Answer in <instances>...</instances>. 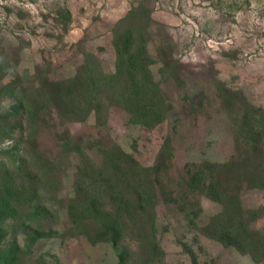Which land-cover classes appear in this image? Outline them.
I'll use <instances>...</instances> for the list:
<instances>
[{"label": "rangeland", "instance_id": "1", "mask_svg": "<svg viewBox=\"0 0 264 264\" xmlns=\"http://www.w3.org/2000/svg\"><path fill=\"white\" fill-rule=\"evenodd\" d=\"M141 5L151 13L149 52L156 60L154 76L171 103L168 119L146 128L113 105L105 125L98 123L95 113L69 124L54 117L38 132L36 145L55 151L59 138L70 135L83 141L85 153L98 166H104L107 150L114 147L134 154L144 165H153L170 138L173 152L161 179L177 186L182 174H187L182 171L186 163H224L235 154L227 110L228 104L236 102L229 95L231 89L264 107V0H0V65L6 70L0 87L17 76L32 83L38 65L52 80H63L76 73L90 52L106 72H115L113 29ZM165 60L177 62L172 65L177 66L178 79L163 80ZM0 99L3 110L15 101L10 96L0 95ZM79 163L80 156L74 153L64 162L66 175L60 183L49 186L55 215L48 221L54 232L32 245L27 264L41 259L48 264L119 263L123 242L117 249L109 241L90 239L71 218L67 204L75 192ZM228 176L229 186H236L233 174ZM250 181L245 178L242 202L245 208L257 210L259 217L252 225L264 234V187ZM167 198L159 197L156 228L146 223V234H131L146 241L155 236L165 252L156 264H264V259L256 262L201 231L222 210L218 201L196 193L187 195L184 204L176 203L174 195ZM12 225L6 222L9 239L17 228ZM18 239L26 243L24 234ZM136 241H131L129 264H152L147 250Z\"/></svg>", "mask_w": 264, "mask_h": 264}, {"label": "trees", "instance_id": "2", "mask_svg": "<svg viewBox=\"0 0 264 264\" xmlns=\"http://www.w3.org/2000/svg\"><path fill=\"white\" fill-rule=\"evenodd\" d=\"M150 16L146 6L134 7L113 29L115 72H106L90 52L76 73L63 80H52L38 65L32 83L17 76L0 87L1 96L15 99L8 110L0 104V264H27L25 258L32 245L54 232L48 221L55 215L49 186L60 183L66 175L64 162L74 153L79 154L80 163L76 165L75 192L67 204L71 218L90 239L109 241L117 249L123 242L118 264H129L131 241L137 238L136 245L147 250L146 258L152 264L157 263V257L164 259L165 252L155 236L146 241L131 234H146V223L156 228L160 196L170 200L174 195L176 203L184 204L191 193L222 205V210L200 228L204 234L251 255L256 262L264 259V234L252 225L259 215L257 210L245 208L240 194L245 178L264 187V107L253 104L240 91L230 90L236 102L227 107L235 154L224 163H186L182 171L187 174H182L177 186L161 179L173 152L170 138L153 165H144L134 154L112 145L114 148L106 152V163L98 166L85 153L83 141L70 135L59 138L55 151L36 145L38 132L54 117L69 124L85 121L95 113L98 123L105 125L113 105L122 107L134 124L146 128L168 119L171 103L154 76L156 60L149 52ZM162 63L163 80L178 79L177 66L172 65L177 62ZM5 73L0 65V81ZM231 173L237 181L232 187ZM6 222L17 226L12 239L8 238L11 229ZM19 234L26 236L24 245ZM41 260L37 264H48Z\"/></svg>", "mask_w": 264, "mask_h": 264}]
</instances>
